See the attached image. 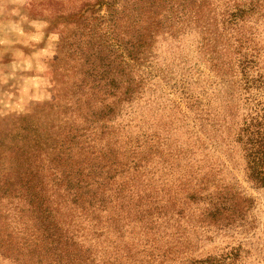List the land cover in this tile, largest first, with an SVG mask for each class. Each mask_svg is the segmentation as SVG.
I'll return each instance as SVG.
<instances>
[{
    "label": "rangeland",
    "instance_id": "rangeland-1",
    "mask_svg": "<svg viewBox=\"0 0 264 264\" xmlns=\"http://www.w3.org/2000/svg\"><path fill=\"white\" fill-rule=\"evenodd\" d=\"M203 1L216 15L233 4L232 0ZM114 2L0 0V159L6 157V164L0 160V169L11 162L9 151L16 153L18 148L32 146L34 139L47 136L53 145L69 126L82 127L85 119H97L99 100L90 87L101 64L97 60L101 40L114 38L106 7ZM116 9L120 11L117 5ZM216 15L207 21L210 31H214V21L221 20ZM240 24L239 33L248 38L247 49L240 52L253 55L256 62L246 73L247 83L237 61L241 54L235 53L233 43L239 34L216 30L221 37L217 34L210 40L216 39L213 57L217 59L210 61L211 49H206L202 31L191 25L175 39L165 33L156 37L151 56L135 69L134 78L139 73L142 78L138 94L130 103H123L108 122L113 141L135 144L138 140L141 144L153 136L171 151H194L196 163H191V170L202 171L212 164L223 183L235 184L252 200L248 216L253 224L246 232L196 223L197 207L189 212L190 223L180 222L175 228L163 225L158 234L163 239L156 245L171 250L170 254L160 252L165 255L164 259L159 256L164 264L206 258L230 263L235 250L239 252L234 264H264V188L246 180L241 154L233 143L242 118L257 104L264 105V19L253 17ZM190 98L193 107H189ZM180 166L172 169L173 178L163 177L166 185L154 183L153 187L173 194L176 178L187 169L184 163ZM146 183L149 189L147 178L141 182ZM24 210L17 199H0V264H32L25 251H7L2 243L7 239L12 244L22 238L27 241L30 223ZM75 224V240L89 248L92 256H114L118 243L112 234L97 238L88 223L77 220ZM127 239L128 233L124 241Z\"/></svg>",
    "mask_w": 264,
    "mask_h": 264
},
{
    "label": "trees",
    "instance_id": "trees-1",
    "mask_svg": "<svg viewBox=\"0 0 264 264\" xmlns=\"http://www.w3.org/2000/svg\"><path fill=\"white\" fill-rule=\"evenodd\" d=\"M232 1L219 15L203 0H115L106 6L114 38L101 40L97 58L101 64L90 87L99 100L97 121L85 119L82 127L69 126L53 145L47 136L34 139L32 146L18 148L16 153L9 151L11 162L5 170L0 169V199L22 202L30 223L27 241L22 238L12 244L9 239L2 240L7 251H25L32 264H164L165 255L160 252L170 254L171 250L157 247L156 242L163 239L158 235L160 228L190 223L192 207L200 210L196 223L204 227L249 230L253 224L248 216L252 200L235 184L223 183L220 171L212 164L202 171L198 167L191 170V163H196L194 151H171L153 136L141 144L138 140L122 144L113 141V134L107 131L118 108L138 94L142 78L140 73L134 78L135 69L151 56L160 34L175 39L194 25L202 31L206 49H211L210 61L217 59L213 57L216 39L210 40L217 36L216 30L239 34L233 39L236 54L247 49L248 38L239 33L240 23L253 17L264 19V0ZM215 15L221 20L214 21V31H210L207 21ZM239 58L247 83L246 73L255 66V57L243 53ZM214 67L222 71L221 66ZM192 103L190 98L189 107ZM99 121L102 124L95 125ZM233 143L241 154L246 180L264 188V105L257 104L242 118ZM5 158L0 159L4 164ZM181 163L187 169L176 178L173 194L169 189L153 187L154 183L166 185L163 177L173 178L172 169ZM157 172L159 175L154 176ZM145 178L151 183L149 189L147 183L141 184ZM77 220L88 223L97 238L112 234L118 243L114 256L97 259L76 241ZM235 252L230 263L206 258L186 264H234L239 251Z\"/></svg>",
    "mask_w": 264,
    "mask_h": 264
}]
</instances>
